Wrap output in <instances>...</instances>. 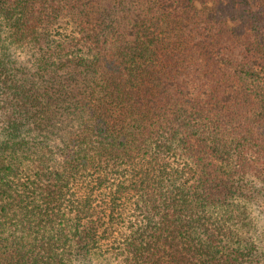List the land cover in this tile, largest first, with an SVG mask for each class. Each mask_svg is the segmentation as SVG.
<instances>
[{
    "label": "trees",
    "instance_id": "16d2710c",
    "mask_svg": "<svg viewBox=\"0 0 264 264\" xmlns=\"http://www.w3.org/2000/svg\"><path fill=\"white\" fill-rule=\"evenodd\" d=\"M101 260L264 264V0H0V264Z\"/></svg>",
    "mask_w": 264,
    "mask_h": 264
},
{
    "label": "rangeland",
    "instance_id": "374dc122",
    "mask_svg": "<svg viewBox=\"0 0 264 264\" xmlns=\"http://www.w3.org/2000/svg\"><path fill=\"white\" fill-rule=\"evenodd\" d=\"M15 57H18V58H21V60H24L25 58H26V54H24V53H19L18 51L17 52H15ZM102 258V257H101ZM99 262H100V260H99ZM101 263L102 264H105L106 263V260H101ZM110 264V263H109ZM111 264H114V262L113 263H111Z\"/></svg>",
    "mask_w": 264,
    "mask_h": 264
}]
</instances>
